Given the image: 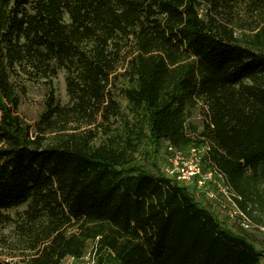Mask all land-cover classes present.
Segmentation results:
<instances>
[{"label": "trees", "instance_id": "trees-1", "mask_svg": "<svg viewBox=\"0 0 264 264\" xmlns=\"http://www.w3.org/2000/svg\"><path fill=\"white\" fill-rule=\"evenodd\" d=\"M61 69L67 102L53 94ZM40 81L32 125L18 105ZM162 140L207 145L264 226V0H0V211L27 205L0 264H60L88 241L96 264H259L264 239L160 169Z\"/></svg>", "mask_w": 264, "mask_h": 264}, {"label": "rangeland", "instance_id": "rangeland-1", "mask_svg": "<svg viewBox=\"0 0 264 264\" xmlns=\"http://www.w3.org/2000/svg\"><path fill=\"white\" fill-rule=\"evenodd\" d=\"M199 13L201 17L204 16L203 10H199ZM65 72L61 69L58 71L56 77L53 79V94L55 97H57L61 102H67L68 96L66 94V85H65V79H64ZM48 85L42 81L40 82H26V92L24 95H21L20 102L18 105V112L20 116L29 124H34L40 113L44 110L45 107V99L48 96ZM115 100L119 103L121 109L126 112L125 109V101L122 99V96L120 92H118V89L114 90ZM190 122L195 123L199 127L201 126V114L199 113L198 109L195 110L190 118ZM121 120H115L112 124V127L120 125ZM150 141L149 139H144L143 144L140 146V150L136 154L138 160L140 163H144L148 168L151 166V158L149 153L146 151L149 149ZM165 141L160 142V146L158 147L157 151L153 152V160L157 161L158 166L161 170H163L166 157H165V151H164ZM193 145H191L192 147ZM180 148V147H179ZM190 148H181V151L188 150ZM144 156V157H143ZM145 158L149 159V162L145 163ZM205 170V167L203 168ZM214 190L217 191L218 187L213 186ZM207 190H212L210 185H207L206 188L199 194H196V198L199 199L201 202L210 203L214 214L218 216L219 219H221L224 224L232 229L233 231L237 232L239 229H242L246 231L247 233H250L254 237L258 239H264V226H257L253 220L252 225H248L246 227L240 226V222L235 218L229 215V211L231 210V205L229 202L226 201L224 196L217 191L216 200L215 199H208L210 198L207 195ZM212 203V204H211ZM213 205V206H212ZM26 204H22L18 207L11 208L8 210H2L0 211V216L2 215H9V218L11 219V222L5 226L4 228H1L3 230V233L6 234L5 243L3 245H0V255L7 256L10 253L9 247H18V243L14 242L17 239V233L18 229L16 228L15 224L20 221V214L22 211L26 208ZM13 241V242H11ZM256 249H262L259 244L254 245ZM93 242L88 241L86 250L82 258L75 262L74 264H96L97 257L96 255L92 254L93 252ZM16 249V248H15ZM16 253L17 250H15ZM70 260L69 257L65 258L62 262H67Z\"/></svg>", "mask_w": 264, "mask_h": 264}, {"label": "built area", "instance_id": "built-area-1", "mask_svg": "<svg viewBox=\"0 0 264 264\" xmlns=\"http://www.w3.org/2000/svg\"><path fill=\"white\" fill-rule=\"evenodd\" d=\"M207 149V145H193L185 153V151H181V148L165 141L164 154L166 161L162 171L185 187L195 189V193L200 194L207 185H210L212 190H207V195L210 197L208 199H215L217 191L220 192L232 206L229 215L235 217L240 222V226L252 225V219L238 207L235 199L237 196L227 186L223 173L216 170L213 164L206 160ZM214 185L218 187L217 191L214 190ZM94 253L93 248L92 254L94 255ZM69 258L70 260L60 264H74L81 259ZM259 264H264V252L260 256Z\"/></svg>", "mask_w": 264, "mask_h": 264}]
</instances>
